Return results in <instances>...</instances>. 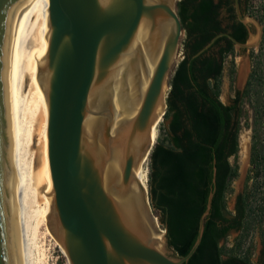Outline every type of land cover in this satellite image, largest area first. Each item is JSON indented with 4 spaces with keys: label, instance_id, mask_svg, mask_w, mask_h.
Segmentation results:
<instances>
[{
    "label": "water",
    "instance_id": "1",
    "mask_svg": "<svg viewBox=\"0 0 264 264\" xmlns=\"http://www.w3.org/2000/svg\"><path fill=\"white\" fill-rule=\"evenodd\" d=\"M29 0H0V264H22L11 147L12 40ZM180 0H49V48L39 70L48 106L47 148L52 179L49 228L70 264H185L201 244L216 191V168L206 210L190 252L179 257L157 238V216L149 188L137 169L156 144L153 127L167 112L172 77L181 61L185 30ZM241 43L221 36L236 49ZM142 32V33H141ZM143 41L138 42L143 34ZM140 35V36H141ZM148 56L153 70L135 112L115 124L112 83L122 71L140 83ZM129 86L124 80L123 91ZM100 108V109H98ZM95 118L90 136L86 123Z\"/></svg>",
    "mask_w": 264,
    "mask_h": 264
},
{
    "label": "trees",
    "instance_id": "2",
    "mask_svg": "<svg viewBox=\"0 0 264 264\" xmlns=\"http://www.w3.org/2000/svg\"><path fill=\"white\" fill-rule=\"evenodd\" d=\"M178 13L185 38L183 59L171 80L167 112L149 161V194L161 221L168 226L169 244L179 257L195 244L199 220L207 207L216 168V191L200 246L185 264H253L237 255L222 258L220 242L231 229H244L247 205L239 220L229 218L226 195L237 168L238 113L220 98V83L229 48L194 57L221 31L213 0H180ZM234 37L243 42L239 35ZM256 152V150H255Z\"/></svg>",
    "mask_w": 264,
    "mask_h": 264
},
{
    "label": "bare ground",
    "instance_id": "3",
    "mask_svg": "<svg viewBox=\"0 0 264 264\" xmlns=\"http://www.w3.org/2000/svg\"><path fill=\"white\" fill-rule=\"evenodd\" d=\"M48 7L49 0H29L15 27L12 40L11 147L22 264H33L31 245L41 228L46 235L54 238L49 228L52 179L47 148L48 106L39 79V70L49 48ZM140 35L139 44L143 41L144 33ZM152 70L147 56L144 65L139 67V87H135L131 75L128 74L124 79L129 86L126 94L123 91L122 71L116 74L111 88L115 109L113 133L121 120L135 112L137 94L145 91ZM95 120L93 117L87 120L88 136L92 133ZM159 123L153 127L154 141L158 137ZM148 160L141 163L136 171L138 180L145 188L148 182ZM157 228V238L162 245L165 231L158 221Z\"/></svg>",
    "mask_w": 264,
    "mask_h": 264
},
{
    "label": "rangeland",
    "instance_id": "4",
    "mask_svg": "<svg viewBox=\"0 0 264 264\" xmlns=\"http://www.w3.org/2000/svg\"><path fill=\"white\" fill-rule=\"evenodd\" d=\"M249 4L250 11L260 20L264 29V0H250ZM248 55V52L240 54L237 51L228 56L225 60L220 83V98L224 103L229 104L234 92L239 89L243 90L244 74L250 72L251 69L258 71L259 80L252 88L253 97H248L244 100V116L241 119L242 129L239 135V152L236 157L231 158V163L237 168V172L235 177L230 181L226 195L227 209L230 212L235 207L238 195H245V199L248 200L247 219L244 229L241 232L231 231L229 236L220 242V247L223 259L234 254L249 259L253 264H258L259 255L264 247V196L262 194L264 187V166H257L256 170L254 168L252 160L256 152H253L251 148L253 142V129L251 126L252 109L256 110V114L260 109H264V39L261 46L252 55L253 59L251 61H249ZM182 59L183 52L181 49ZM260 106L262 107L260 108ZM258 117L260 119L264 117V114ZM163 121L164 117L158 126V136L160 134V125ZM257 129H259V142L264 146V120H262L260 128ZM258 152L263 154L264 150L259 149ZM149 164L150 161L148 160L146 164L148 181ZM147 186L149 188L148 182ZM154 213L157 216L161 229L165 231L160 213L156 210H154ZM39 233V237L37 236L31 245L35 246L34 248L31 247V253L33 251V264H68L65 254L55 238L46 235L42 228Z\"/></svg>",
    "mask_w": 264,
    "mask_h": 264
},
{
    "label": "flooded vegetation",
    "instance_id": "5",
    "mask_svg": "<svg viewBox=\"0 0 264 264\" xmlns=\"http://www.w3.org/2000/svg\"><path fill=\"white\" fill-rule=\"evenodd\" d=\"M249 1L250 0H238L239 9H240V12L243 16H246V15L251 16V17L255 18L260 23V25L262 27V38H261L259 45L255 48L238 50V49H236L235 44L228 37L221 36L218 38V39L221 38V40L219 41L218 45L214 49L217 53L221 50H226L227 48H229L230 42H232L233 48L228 51L227 57L230 56L232 53H236L237 51L240 52V54L242 52L243 53L248 52L249 61H251V59H253L252 55H254L255 50H257L261 46L262 41L264 39V29H263V26H262L260 20L256 16H254L252 14V12L250 11ZM213 3L215 5V10H216V21H217V23L220 27V30H221L216 34V36L220 35V34H229L232 37H234V35L236 34V35H239L241 39H243V42H241V43H247L250 40H255L258 37V28L254 23H252L251 21H248L247 23H243L239 20L238 12H237V6H236V0H213ZM255 36H257V37H255ZM224 64H225V62H224ZM223 71H224V69H223ZM222 75H223V73H222ZM243 79H244L243 90H241V89L236 90L234 92V94L231 96L230 103L227 104L228 106L235 108L234 114L238 113L241 129H242L241 119L244 116V110H243V104L245 103L244 100L248 97H250V98L253 97L252 88L254 87V85L259 80L258 71L251 69L250 72H248V73L246 72L244 74ZM261 107L262 106H260V108ZM252 110H253V117H252V126L251 127L253 129V137H252L253 142H252L251 148H252L253 152L256 150V153H255L253 160H252L254 163V168L256 170L257 166H259V167L264 166V153L261 154L258 152L259 149L264 150V148H263L264 146H262L261 143L259 142V137H258L259 129H257V128H260L262 120H264V119H262L264 117H262L260 119L258 117V116H263L264 109H260L257 114H256V110L254 108ZM254 189L256 190V188H254ZM262 190H263L262 194L264 196V187ZM247 201L248 200L245 199V195H238L233 211L230 212L227 209V211L230 212L229 218L232 220H235V221L239 220L240 205H245V204L248 205ZM231 231L241 232L242 229L233 228V229H231ZM230 232H229V234H230ZM229 234L227 235V237L229 236ZM258 262H259L258 264H264V247L261 250Z\"/></svg>",
    "mask_w": 264,
    "mask_h": 264
}]
</instances>
